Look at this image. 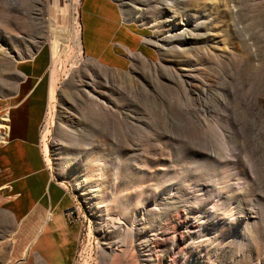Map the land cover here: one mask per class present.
I'll return each mask as SVG.
<instances>
[{
    "label": "rangeland",
    "instance_id": "obj_1",
    "mask_svg": "<svg viewBox=\"0 0 264 264\" xmlns=\"http://www.w3.org/2000/svg\"><path fill=\"white\" fill-rule=\"evenodd\" d=\"M116 1L146 45L122 68L77 52L79 0H0V144L17 62L41 50L56 92L38 147L80 226L69 264H264V0H154L137 18ZM5 182L0 264H50L34 240L22 255L42 215Z\"/></svg>",
    "mask_w": 264,
    "mask_h": 264
},
{
    "label": "crops",
    "instance_id": "obj_2",
    "mask_svg": "<svg viewBox=\"0 0 264 264\" xmlns=\"http://www.w3.org/2000/svg\"><path fill=\"white\" fill-rule=\"evenodd\" d=\"M78 21L84 51L85 40L91 48L86 54L97 56L95 58L105 65L122 68L129 62L130 52H144L141 45L145 43L140 37L142 29L123 17L116 0H79ZM129 37L136 40L133 46L127 42ZM45 62L41 50L29 58L19 59L17 81L8 84L13 90L7 96L3 114L7 118L5 140L0 144V172L6 181L2 186L20 195L21 207L29 210L25 220H33L35 212L42 215L39 226L33 229L35 233L23 247L22 255L31 251L34 240L38 245L36 250L47 262L69 264L72 244L80 232L75 219H69L66 214L74 198L67 186L54 178L38 147L39 126L49 107L51 89V76L46 74ZM14 243L12 254L18 261Z\"/></svg>",
    "mask_w": 264,
    "mask_h": 264
},
{
    "label": "bare ground",
    "instance_id": "obj_3",
    "mask_svg": "<svg viewBox=\"0 0 264 264\" xmlns=\"http://www.w3.org/2000/svg\"><path fill=\"white\" fill-rule=\"evenodd\" d=\"M125 3H128V6H131L134 10H136L138 12L139 15H135V17H141V9H143L141 6L143 5V3H151L152 1L154 0H133L135 3H137L138 5H136L135 3H132L131 1H127V0H124ZM127 1V2H126ZM178 15L174 12H171V14L169 15V17H167L163 22H162V25L166 26V30L169 29V31H179L177 29V27L181 24H184L185 23V19L184 18H179L177 17ZM76 23L78 24L79 21H76ZM155 24V23H154ZM177 33V32H176ZM176 33H173L171 34L166 32L164 33V37L162 38L163 40H165V38H173ZM171 34V35H170ZM74 45L78 48L77 49V52L79 53V51L81 49H83V45H82V41H81V31L77 29H75V32H74ZM90 58V57H89ZM92 59V58H91ZM94 60V59H93ZM55 75H58L57 73ZM56 92L55 90V80L54 82L52 81V85H51V91H50V94H54ZM7 117H4L3 119H6ZM3 126V124H0V128ZM5 140V133L4 135L2 136V139L1 141H4ZM85 142L87 144H89V140H85ZM94 145V144H92ZM90 148V147H89ZM91 149V148H90ZM214 223L215 225L218 227L220 222H218L216 220V217L214 218ZM213 223V225H214ZM186 226H195L196 223H193L192 221H186L185 222ZM214 225V226H215ZM215 226V227H216ZM13 234V232H12ZM179 235L182 237L184 236V232H179ZM125 237H127V233L124 234ZM11 244V243H10ZM153 243L151 242L150 244H147L146 246V249H145V254H143L144 256V260L145 261H150L153 259V256L155 255V249H154V245H152ZM183 251V250H182ZM200 259V255L198 254L197 255V258L196 260H199ZM109 260L110 258H108V261H107V264H109ZM20 264H23L22 262H20ZM154 264H159L158 262L154 263ZM190 264H197V263H190Z\"/></svg>",
    "mask_w": 264,
    "mask_h": 264
},
{
    "label": "built area",
    "instance_id": "obj_4",
    "mask_svg": "<svg viewBox=\"0 0 264 264\" xmlns=\"http://www.w3.org/2000/svg\"><path fill=\"white\" fill-rule=\"evenodd\" d=\"M44 123H45V117L43 118L42 122H41V132H42V128L44 127ZM41 135V134H40ZM74 209H75V204L73 203L71 207H69L67 210H66V214H67V217L69 219H71V216L74 212Z\"/></svg>",
    "mask_w": 264,
    "mask_h": 264
},
{
    "label": "water",
    "instance_id": "obj_5",
    "mask_svg": "<svg viewBox=\"0 0 264 264\" xmlns=\"http://www.w3.org/2000/svg\"><path fill=\"white\" fill-rule=\"evenodd\" d=\"M87 56H89V55H87ZM89 57L94 59L96 61V63H98L100 65H105V64L101 63L100 61H98L95 57H92V56H89Z\"/></svg>",
    "mask_w": 264,
    "mask_h": 264
}]
</instances>
